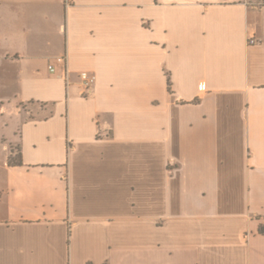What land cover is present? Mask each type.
I'll return each instance as SVG.
<instances>
[{"label":"crops","instance_id":"1","mask_svg":"<svg viewBox=\"0 0 264 264\" xmlns=\"http://www.w3.org/2000/svg\"><path fill=\"white\" fill-rule=\"evenodd\" d=\"M262 227L264 0H0V264H264Z\"/></svg>","mask_w":264,"mask_h":264},{"label":"built area","instance_id":"2","mask_svg":"<svg viewBox=\"0 0 264 264\" xmlns=\"http://www.w3.org/2000/svg\"><path fill=\"white\" fill-rule=\"evenodd\" d=\"M255 42H257L256 39L254 38L250 39V43H255ZM58 60L66 65V56L59 57ZM49 68L51 71H55V68L53 67V65H50ZM68 71L69 70L66 67L65 73H66L67 80H68ZM80 78L82 81V85L84 87V93L91 91V87H93L96 82V76L84 71L80 73ZM68 83H69V80H68Z\"/></svg>","mask_w":264,"mask_h":264},{"label":"trees","instance_id":"3","mask_svg":"<svg viewBox=\"0 0 264 264\" xmlns=\"http://www.w3.org/2000/svg\"><path fill=\"white\" fill-rule=\"evenodd\" d=\"M17 150H18L17 152H15V150H12L13 153L15 152V155H11V156H10L9 163H10L11 165H14V164H21V163H22L20 151H19V149H17ZM13 153H12V154H13ZM260 232H264V227H262V228L260 229Z\"/></svg>","mask_w":264,"mask_h":264}]
</instances>
